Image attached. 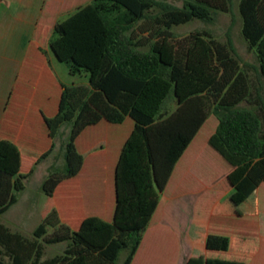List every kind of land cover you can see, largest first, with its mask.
Returning a JSON list of instances; mask_svg holds the SVG:
<instances>
[{
	"label": "trees",
	"instance_id": "1",
	"mask_svg": "<svg viewBox=\"0 0 264 264\" xmlns=\"http://www.w3.org/2000/svg\"><path fill=\"white\" fill-rule=\"evenodd\" d=\"M234 5L92 0L58 21L48 42L49 27L35 25L0 125V215L59 139L64 164L52 165L43 182L47 200L32 236L0 221V264H118L123 250V264H132L177 164L212 115L207 142L232 170L195 203L186 264H264V0L238 3L257 66L244 61L230 32L221 41L208 30L172 31L194 20L215 25L222 12L232 14L231 30ZM47 46L88 85L62 82ZM126 120L132 128L115 166L112 219L86 216L72 180L85 162L75 141L88 126ZM187 215L186 207L177 217L166 210L163 223L184 228ZM165 238L174 252L178 232ZM61 243L62 253L45 257L46 246Z\"/></svg>",
	"mask_w": 264,
	"mask_h": 264
},
{
	"label": "rangeland",
	"instance_id": "2",
	"mask_svg": "<svg viewBox=\"0 0 264 264\" xmlns=\"http://www.w3.org/2000/svg\"><path fill=\"white\" fill-rule=\"evenodd\" d=\"M178 4L181 1H176ZM5 4H10L8 0L3 1ZM238 3L239 0H235L234 13L237 18L235 24L230 30V25L232 21V14L230 12H222L215 25H206L199 20H194L185 24L176 25L173 27L172 31L178 36H185L192 31L196 30H208L211 31L219 40L226 41L227 35L230 32L238 52L246 62H250L254 65H258V61L253 51L249 50L247 44L241 34V19L238 13ZM52 66L54 72L59 77L60 80L65 82L67 85L72 84H84L88 85V79L85 75L82 76H71L68 72L66 64L60 62L52 57ZM251 76L255 78V70L252 69L250 72ZM175 103L171 102L167 108L173 110ZM108 122L103 121L94 131V137L99 138L98 142H95L93 146H90L92 140L86 142L88 131L83 134L81 141L78 139L75 141L77 150L81 152L85 157V163L82 171L75 177L82 186L83 200L85 204V214L98 216L104 220L111 221L108 219L111 216L115 205V185H114V170L119 155V148L122 145L125 138L128 136L132 128V120H126L125 123L120 125L107 124ZM215 117L212 115L205 124L204 129L199 134V141L207 143V139L204 137L206 129H212L215 124ZM68 131V128H65ZM92 136V135H91ZM109 140V141H108ZM86 142V143H85ZM90 146L86 147L85 146ZM61 140L57 142V146L54 152L40 164H38L33 174L26 180V187L24 191L19 193L18 201L13 204L5 213L0 215V221L7 226H9L13 231L21 232L26 236H32L35 227L41 221V211L45 206L47 196L45 195L42 185L44 180L49 175V169L52 165L62 167L64 164V159L61 150ZM184 163V162H183ZM217 164V160L214 154H212L208 149L203 153L202 160L196 163L193 170L196 174L203 168L211 169L213 165ZM181 167L175 169L176 175L174 180L183 182V174L180 173ZM182 174V175H181ZM181 175V177H179ZM199 175V174H198ZM173 180V181H174ZM174 181V183H176ZM184 184V183H183ZM260 196L264 195V183L260 188ZM161 195V203L166 207L168 204L172 208L168 207L166 210L173 217H177L178 213L182 211V207L187 208L188 218L191 217V209L193 208V196L190 194L175 197L169 199L168 196ZM182 205V206H179ZM166 223V220L162 222ZM158 224V223H157ZM164 224V223H163ZM174 226V225H173ZM150 227V226H149ZM147 228L144 238L149 230ZM175 232H178L179 242L176 244V250L172 251L171 245L166 243L160 246V243L155 244V235H150L149 245L146 246L148 241L145 239V244L142 241L139 250L141 251L140 259L137 264H151V257L154 254H162V258L158 255L153 257V260L157 264H185L187 258L190 255V243L188 241L187 230L183 227L178 226L172 227ZM167 231V227L161 226L160 232ZM180 232V233H179ZM157 240H161V235L157 236ZM148 240V239H147ZM156 240V241H157ZM65 244H53L46 246L45 257H50L55 254L62 253ZM144 246V247H142ZM161 247V248H160ZM164 247V248H163ZM160 250L158 251V249ZM161 251V252H160ZM160 252V253H159ZM138 254V253H137ZM137 254L134 258L132 264H135ZM168 256V258H166ZM126 257V251H121L117 263L123 264ZM164 259V260H162Z\"/></svg>",
	"mask_w": 264,
	"mask_h": 264
},
{
	"label": "crops",
	"instance_id": "3",
	"mask_svg": "<svg viewBox=\"0 0 264 264\" xmlns=\"http://www.w3.org/2000/svg\"><path fill=\"white\" fill-rule=\"evenodd\" d=\"M3 1L4 0H0V125L3 120L5 107L9 94L16 82L17 75L21 70L23 61L25 59L28 41L30 39V36L33 32L35 25L39 23L49 27V33L47 36V42H48L52 35L53 28L58 21L67 18L78 7L90 3L92 0H8L10 4H5V5ZM46 49L52 65V57L55 55L51 52L48 46L46 47ZM100 123L88 126L80 133V135L77 137L76 140L79 139L81 141V137L83 136V134L88 131L86 142L89 139L92 140L90 146H93L94 143L98 142L99 140L98 137L95 139L92 137H94L95 135L94 131L99 126ZM213 131H214V126L212 127V129H206L205 130L206 133L204 134V137L208 139V137L211 135ZM198 139H199V135L194 139V141L189 146L186 153L184 154V156L182 157V159L179 161V163L175 168L177 169L178 167L182 166V169H180V173L182 172L183 174L182 177L184 179L183 182L181 183L180 181H178L180 179H178L177 181L174 180L176 175V171L174 170V173L172 174L169 180L166 190L161 194V195L169 194L168 195L170 196L168 197L169 199L187 194H190L192 196L194 195L192 202L193 208L191 209V216H190L191 218L189 219L187 215V219L184 226V229L187 230L188 241L190 243V248H191L190 255L193 250V243L191 245L192 240L190 239L188 230L194 217L195 203L199 198V196L204 191H206L209 187L214 185L216 182H218L221 178H223L232 170V167L210 147L208 142L206 144L205 142L201 143ZM125 140L123 141L122 145L124 144ZM122 145L120 146L118 153H120ZM90 146H86V147H90ZM206 149H208L212 154L215 155L217 164H215V166L213 165L211 169L203 168L196 174L192 170L195 164L199 163L202 160L203 153L205 152ZM181 175L179 177H181ZM77 179L78 178H73L72 180L78 181ZM173 180L176 183H174ZM79 185L82 193V202H83V209L85 214V204H84L85 202L83 200L82 186L80 183ZM168 207L172 208V206H170L169 204L166 207H164V204L161 203V197H160V202L152 217V220L149 225L150 227L148 226L149 230L145 238H143L144 244L146 243L145 239L146 241H148L146 245L147 247L151 245V244L149 245V240H150L149 238L151 234L152 236L155 235L154 236L156 242L155 244L160 243L157 246L163 245L165 243L167 245H170L167 242L165 236L167 232L174 231V229L172 228L174 226H168L165 223L163 224L162 222L165 216V211ZM263 214H264V200H263ZM86 216H92V215H86ZM112 216H113V211L108 219H112ZM161 226L167 227V231L160 232ZM158 235L162 236V238H160L161 240L156 239L158 238L157 237ZM160 248L158 249V251L160 250ZM141 251L137 252L138 254L135 260V264H137L138 260L140 259L142 253ZM155 255L158 254L156 253L151 257V261H152L151 264H157L156 261L153 260V257ZM166 258H168V256Z\"/></svg>",
	"mask_w": 264,
	"mask_h": 264
},
{
	"label": "water",
	"instance_id": "4",
	"mask_svg": "<svg viewBox=\"0 0 264 264\" xmlns=\"http://www.w3.org/2000/svg\"><path fill=\"white\" fill-rule=\"evenodd\" d=\"M191 245H192V242H191Z\"/></svg>",
	"mask_w": 264,
	"mask_h": 264
}]
</instances>
